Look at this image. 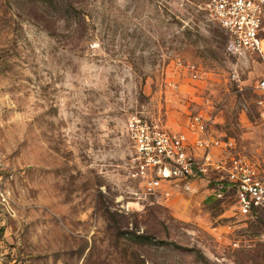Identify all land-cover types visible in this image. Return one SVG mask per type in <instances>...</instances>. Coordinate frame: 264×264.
Segmentation results:
<instances>
[{
    "label": "rangeland",
    "instance_id": "rangeland-1",
    "mask_svg": "<svg viewBox=\"0 0 264 264\" xmlns=\"http://www.w3.org/2000/svg\"><path fill=\"white\" fill-rule=\"evenodd\" d=\"M226 39L188 0H0L2 264H264V211L234 215L205 177L159 202L128 177L135 112L183 130L203 113L264 168V66Z\"/></svg>",
    "mask_w": 264,
    "mask_h": 264
},
{
    "label": "built area",
    "instance_id": "built-area-1",
    "mask_svg": "<svg viewBox=\"0 0 264 264\" xmlns=\"http://www.w3.org/2000/svg\"><path fill=\"white\" fill-rule=\"evenodd\" d=\"M188 1L223 30L229 52L256 57L264 66V0ZM189 72L194 78L199 76L194 67ZM255 90L257 117L264 124V73ZM209 124L208 116L197 113L189 118L185 130L172 129L149 116L132 113L125 124L133 147L128 177L138 182L153 202H159L168 183L205 177L215 198L232 201L234 215L257 217L264 211V168L248 156L232 152L233 140L215 137ZM6 179L0 177V231L6 216L14 213ZM6 249L0 237V264Z\"/></svg>",
    "mask_w": 264,
    "mask_h": 264
}]
</instances>
